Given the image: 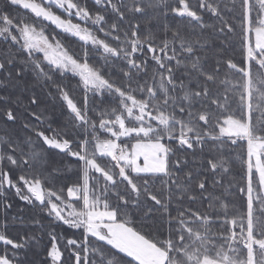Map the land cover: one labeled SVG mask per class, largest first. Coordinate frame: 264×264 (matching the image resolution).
I'll return each instance as SVG.
<instances>
[{
  "label": "snow or ice",
  "instance_id": "obj_1",
  "mask_svg": "<svg viewBox=\"0 0 264 264\" xmlns=\"http://www.w3.org/2000/svg\"><path fill=\"white\" fill-rule=\"evenodd\" d=\"M0 264H264V0H0Z\"/></svg>",
  "mask_w": 264,
  "mask_h": 264
},
{
  "label": "trees",
  "instance_id": "obj_2",
  "mask_svg": "<svg viewBox=\"0 0 264 264\" xmlns=\"http://www.w3.org/2000/svg\"><path fill=\"white\" fill-rule=\"evenodd\" d=\"M233 43L236 46L235 56L237 59H239L240 58L239 57V48H240L239 36L233 37ZM230 54H232V53H230ZM236 151L239 152L240 149H237ZM54 161L56 164H59L61 161V158L59 156H56V157H54ZM239 169H240V161H239V159H237V163L235 165L234 171H239ZM226 195H227V193H226ZM21 209H23L22 212L20 211ZM11 215H20V216L26 218L30 215V212H29V209L24 205L23 202L17 200V201H15V206L11 210ZM25 230H29V226L27 224V221H25L23 226H21L20 222L17 221L16 226L12 227L10 229V232H11V235L17 236L18 234L23 233ZM31 230L38 231L37 229H34V228ZM45 242H46V240H45ZM37 253H39V254H37ZM42 255H43V249L41 247V248H38L36 250H29L27 253L26 259L29 262H32V261L38 262L41 259Z\"/></svg>",
  "mask_w": 264,
  "mask_h": 264
}]
</instances>
